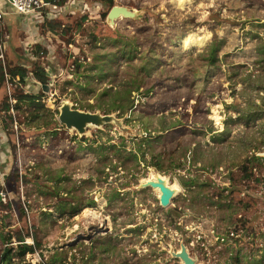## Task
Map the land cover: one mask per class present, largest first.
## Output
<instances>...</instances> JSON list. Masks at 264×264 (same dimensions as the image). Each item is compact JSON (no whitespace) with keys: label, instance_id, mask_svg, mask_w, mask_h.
Here are the masks:
<instances>
[{"label":"rangeland","instance_id":"374dc122","mask_svg":"<svg viewBox=\"0 0 264 264\" xmlns=\"http://www.w3.org/2000/svg\"><path fill=\"white\" fill-rule=\"evenodd\" d=\"M56 6L0 0V256L21 232L40 247L12 264H182L181 244L196 264H264V0ZM115 6L136 17L109 23ZM38 67L40 87L8 74ZM64 104L113 121L79 134ZM154 174L179 187L167 207L140 186Z\"/></svg>","mask_w":264,"mask_h":264},{"label":"water","instance_id":"95a60500","mask_svg":"<svg viewBox=\"0 0 264 264\" xmlns=\"http://www.w3.org/2000/svg\"><path fill=\"white\" fill-rule=\"evenodd\" d=\"M119 17L135 18L136 14L124 7L115 6L112 7L109 11L107 15V21L112 24L113 21ZM42 89L45 90L46 86H43ZM58 120L67 129H75L79 134H83L87 126H100L110 123L113 121V117L110 115H100L98 113L75 110L72 109L69 105L64 104L60 108ZM140 186L159 189L160 196L158 198V201L160 206H169L174 193L167 185H165L161 178H157L155 181L141 183ZM170 255L175 259H179L182 264H196L195 260L189 256L187 249L182 244L180 245V250L178 252L170 251Z\"/></svg>","mask_w":264,"mask_h":264},{"label":"trees","instance_id":"16d2710c","mask_svg":"<svg viewBox=\"0 0 264 264\" xmlns=\"http://www.w3.org/2000/svg\"><path fill=\"white\" fill-rule=\"evenodd\" d=\"M48 2L59 5L62 4L66 0H47ZM109 3H112V0H107ZM9 75L11 79H14L15 77L19 78V81L23 82L26 78H29L30 81H35L37 84L46 85L47 84V76L44 72V70L40 69L39 67L34 71H26L22 68H14V69H8ZM2 81V79H0ZM2 83V82H1ZM254 160H260L259 158L253 157L251 161ZM264 162V159H261ZM251 163V162H250ZM246 170V168H244ZM7 204V203H6ZM0 206H4V204L0 201ZM10 206V204H7V208ZM22 215V213H20ZM75 214H71L73 216ZM29 237V235H26ZM15 242L17 243L16 249H14L12 246H6L5 249L2 252V255L0 256V264H12V261L14 258H18L19 261L22 263L23 258L26 254H34L36 249L40 247L39 243L33 241V244L29 245L25 243L24 236L21 232H18L14 236ZM10 240V239H9ZM55 258L47 259L46 261H41L38 264H56ZM26 264V263H23Z\"/></svg>","mask_w":264,"mask_h":264},{"label":"built area","instance_id":"2783aa9c","mask_svg":"<svg viewBox=\"0 0 264 264\" xmlns=\"http://www.w3.org/2000/svg\"><path fill=\"white\" fill-rule=\"evenodd\" d=\"M6 1L15 11L18 15H30V14H36V12L42 13V15L45 13V11H51L56 10L57 6L48 2L47 0H4ZM3 21V13L0 9V23ZM2 26L0 25V69L3 70L6 76L5 71V57H4V47L7 42L6 38V32L4 29V33L1 31ZM36 86L40 87L39 84H37L35 81H31ZM258 194L260 198L264 201V178L260 179L259 185H258Z\"/></svg>","mask_w":264,"mask_h":264},{"label":"bare ground","instance_id":"6f19581e","mask_svg":"<svg viewBox=\"0 0 264 264\" xmlns=\"http://www.w3.org/2000/svg\"><path fill=\"white\" fill-rule=\"evenodd\" d=\"M157 178H161L163 180V182L165 183V185H167L174 193L173 197L176 195L177 192H179V187L177 185H173L171 186L167 180V178L163 177V176H160L159 174H154L152 177L148 178L147 180L143 181L144 183L145 182H148V181H155ZM154 190L157 191L158 193V198L160 196V191L159 189L157 188H154ZM171 202V201H170ZM170 205V204H169ZM88 212V211H87ZM92 212L89 211V214H91Z\"/></svg>","mask_w":264,"mask_h":264}]
</instances>
